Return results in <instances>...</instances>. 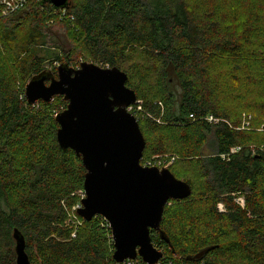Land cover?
I'll return each mask as SVG.
<instances>
[{"label":"trees","instance_id":"1","mask_svg":"<svg viewBox=\"0 0 264 264\" xmlns=\"http://www.w3.org/2000/svg\"><path fill=\"white\" fill-rule=\"evenodd\" d=\"M14 4L5 14L0 0V264H16V229L32 264H124L108 222L74 209L86 169L57 140L67 101L26 99L27 83L69 65L67 54L128 74L141 162L174 158L170 170L192 186L165 207L170 243L151 231L158 264H264V0Z\"/></svg>","mask_w":264,"mask_h":264},{"label":"water","instance_id":"2","mask_svg":"<svg viewBox=\"0 0 264 264\" xmlns=\"http://www.w3.org/2000/svg\"><path fill=\"white\" fill-rule=\"evenodd\" d=\"M48 1L56 8L69 3ZM57 72V77L47 71L34 76L25 95L29 104L56 96L68 103L56 115L57 140L62 148L74 150L86 169V197L77 213L87 221L98 215L108 221L116 262L141 257L147 264H158L164 250L154 244L151 231L170 243L161 229L165 207L171 199L190 197L192 186L169 168L142 165L146 139L129 111L137 95L127 86L125 71L82 62L77 68L61 64ZM13 237L16 264H32L25 236L16 229Z\"/></svg>","mask_w":264,"mask_h":264},{"label":"rangeland","instance_id":"3","mask_svg":"<svg viewBox=\"0 0 264 264\" xmlns=\"http://www.w3.org/2000/svg\"><path fill=\"white\" fill-rule=\"evenodd\" d=\"M8 14V13H7ZM68 55V54H67ZM67 55L65 56V55H63V57H62V59H63V62L64 63H67L68 62V60H69V62L71 63H69V65L71 66V67H74V68H77V67H79L80 66V64L82 63V62H93V61H91L89 58H85V57H77V56H74V55H69V57H70V59H68L67 58ZM59 64H61V63H58V64H53V65H50V64H47L46 65V69L47 70H51V69H53V66H59ZM98 64V63H97ZM99 65H101V64H99ZM101 66H103V65H101ZM103 67H107V66H103ZM24 89H26L25 87H24ZM262 128V127H261ZM260 128V129H261ZM143 159V158H142ZM156 158H151V159H148L147 160V163H152V164H155L156 166H149V167H158V165L159 166H162V167H159L160 169H162V168H169L170 167V165L172 164V162L170 163V159L168 158V157H161V159H157L156 160V162H154L153 160H155ZM142 163V162H141ZM147 163H144V165H146ZM143 165V164H142ZM170 169V168H169ZM240 198H238L237 200H239ZM244 199V198H243ZM221 205V204H220ZM219 205V207H220V209L222 208V206H220ZM223 210V209H222Z\"/></svg>","mask_w":264,"mask_h":264},{"label":"built area","instance_id":"4","mask_svg":"<svg viewBox=\"0 0 264 264\" xmlns=\"http://www.w3.org/2000/svg\"><path fill=\"white\" fill-rule=\"evenodd\" d=\"M5 5H6V7H7V10L4 12L5 14H7L8 13V10H15L17 7H18V5H15L14 4V1L15 0H1ZM138 102V101H137ZM137 102L135 103V104H133L131 107H129V111L130 112H132V110H133V108H134V106L137 104ZM140 108V107H139ZM133 113V112H132ZM210 119L209 120H214L212 117H209ZM249 119H250V117H249ZM248 119V120H249ZM214 121H217V120H214ZM245 125L246 126H248L249 125V121H246V123H245ZM235 151H237V147H235V148H233L232 149V152H235ZM255 152V151H254ZM162 157V156H161ZM161 157H157L155 160H153L154 162H156V160L157 159H161ZM173 161H174V158H171L170 159V163L172 162L173 163ZM144 163H147V161H145V162H142V164H143V166H147V167H149V166H156L155 164H152V163H147L146 165H144ZM158 167H162V166H159L158 165ZM79 195L81 196V199H83L84 197H86V193H85V191L83 190V191H80L79 192ZM238 202H239V204L241 205V206H243L244 207V204H245V202H244V199L242 198V197H240V199L239 200H237ZM82 206V203H81V201L79 202V204L78 205H76L75 207H74V209L75 210H77L79 207H81ZM220 206H222V208H221V210L223 209V205L221 204ZM104 218V217H103ZM105 219V218H104ZM106 220V219H105ZM107 221V220H106ZM108 222V221H107ZM109 224V223H108ZM132 259H127V260H125L123 263L124 264H132Z\"/></svg>","mask_w":264,"mask_h":264},{"label":"flooded vegetation","instance_id":"5","mask_svg":"<svg viewBox=\"0 0 264 264\" xmlns=\"http://www.w3.org/2000/svg\"><path fill=\"white\" fill-rule=\"evenodd\" d=\"M57 68H58V66H57ZM46 71H47V73H49L52 77H57V76H58L57 69H56V70L51 69V70H46ZM47 84H49V81H47Z\"/></svg>","mask_w":264,"mask_h":264}]
</instances>
